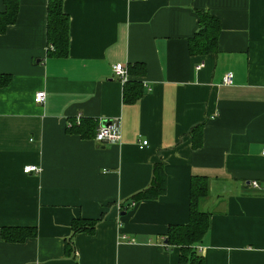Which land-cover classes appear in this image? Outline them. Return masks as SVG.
Listing matches in <instances>:
<instances>
[{
    "label": "crops",
    "instance_id": "0c3cea01",
    "mask_svg": "<svg viewBox=\"0 0 264 264\" xmlns=\"http://www.w3.org/2000/svg\"><path fill=\"white\" fill-rule=\"evenodd\" d=\"M47 1L19 0L0 35V230L37 232L0 236V264H180L164 237L187 222L193 177L207 182L202 264H264V0H63L64 57L48 56ZM197 12L219 21L214 53H189ZM78 116L119 119L120 142L68 132ZM158 166L164 193L133 202ZM77 218L94 233L73 235Z\"/></svg>",
    "mask_w": 264,
    "mask_h": 264
},
{
    "label": "trees",
    "instance_id": "16d2710c",
    "mask_svg": "<svg viewBox=\"0 0 264 264\" xmlns=\"http://www.w3.org/2000/svg\"><path fill=\"white\" fill-rule=\"evenodd\" d=\"M63 0H48L46 14V43L48 56L64 57L67 55L69 41V19L63 12ZM4 10L0 12V35L4 34L8 27L15 24L19 11V0H3ZM198 30L189 41L188 49L191 54H208L215 52V43L219 34V21L207 13L197 12ZM10 76L0 75V87L10 82ZM125 84L124 95L127 98V86ZM139 94H133L131 98H137ZM133 99V98H132ZM96 120L80 119V123L71 125L68 132L80 134L82 137H94ZM166 189V177L158 166L154 170L153 179L149 188L135 195L132 200H154L161 196ZM207 194V182L200 177H193L188 190V217L183 225H172L164 237V246L167 249H178V262L180 264H202L201 257L194 251L208 229L209 214L199 209V203ZM98 224L97 219L77 218L71 223L72 234H93ZM37 235L35 228H1L0 236L4 242L23 243ZM70 243H66L65 252L72 254Z\"/></svg>",
    "mask_w": 264,
    "mask_h": 264
},
{
    "label": "built area",
    "instance_id": "2783aa9c",
    "mask_svg": "<svg viewBox=\"0 0 264 264\" xmlns=\"http://www.w3.org/2000/svg\"><path fill=\"white\" fill-rule=\"evenodd\" d=\"M133 1H139V2H145L146 0H133ZM113 73L115 78L120 80L121 82H126L127 79V71L124 66L122 65H115L113 67ZM222 85H231L232 84V74L230 72L225 73V75L221 79ZM45 101V93L39 92L34 97V102L36 104H43ZM81 117L78 116L76 118L77 125L80 123ZM96 128H95V134L93 137V140L101 145L104 146H111L118 144L121 140V129H120V120L119 119H113L110 121H96ZM147 145V141H143L141 143V147H144ZM261 155L264 156V148L261 151ZM40 172V169L37 166H27L24 167L23 173L28 174H38ZM250 186L252 188H257V183L255 181L250 182Z\"/></svg>",
    "mask_w": 264,
    "mask_h": 264
},
{
    "label": "water",
    "instance_id": "95a60500",
    "mask_svg": "<svg viewBox=\"0 0 264 264\" xmlns=\"http://www.w3.org/2000/svg\"><path fill=\"white\" fill-rule=\"evenodd\" d=\"M164 242H166V241H164Z\"/></svg>",
    "mask_w": 264,
    "mask_h": 264
}]
</instances>
